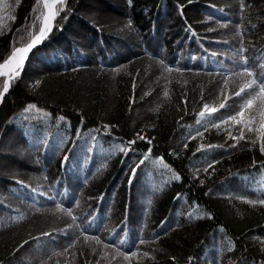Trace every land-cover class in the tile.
I'll use <instances>...</instances> for the list:
<instances>
[{"label": "trees", "instance_id": "obj_1", "mask_svg": "<svg viewBox=\"0 0 264 264\" xmlns=\"http://www.w3.org/2000/svg\"><path fill=\"white\" fill-rule=\"evenodd\" d=\"M3 2L12 6L15 19L0 12L6 25L0 30V59L32 23L35 0ZM99 2L107 12L97 18L89 1L68 0L67 20L57 17L62 27H54L31 53L0 101V155L6 151L2 143L10 140L19 164L0 160V262L128 264L122 256L113 259V249L82 236L68 248L79 235L78 224L104 243L138 251L132 264H260L264 206L247 203L264 199L259 141L253 146L254 135L245 129V139L234 142L227 132L237 136L239 125L205 131L197 114L223 95L226 108L210 114L213 122L239 110L242 101L232 91L240 77L229 72L241 70V56L260 72L264 0H244L243 9L240 0ZM129 20L134 31L126 27ZM146 53L182 71L162 75ZM28 103L51 115L23 113ZM149 148L150 159L133 175L130 168ZM157 157L171 171L154 164ZM57 203L73 209L75 224L54 212ZM141 239L148 243L141 245Z\"/></svg>", "mask_w": 264, "mask_h": 264}, {"label": "snow or ice", "instance_id": "obj_2", "mask_svg": "<svg viewBox=\"0 0 264 264\" xmlns=\"http://www.w3.org/2000/svg\"><path fill=\"white\" fill-rule=\"evenodd\" d=\"M17 3H19V0H16ZM129 4H131V0H128ZM193 0H187V3H192ZM11 5H8L3 2V0H0V12H3L5 15L8 16V19H15L14 16L10 14ZM177 7L182 10L184 8V4H178ZM214 7V5H213ZM240 7L243 9L246 7L244 4V0H240ZM33 16L34 19L30 25H27L24 32V36H21L19 38L13 37V40L11 42L10 46V52L9 54L0 59V78H2V83H0V101L3 100L6 93H8L12 82L15 80L20 79L21 72L25 67V63L29 58L30 53L34 54V50L37 49V46L42 45V43L49 37V34L53 31L54 27L60 28L62 25L57 21V17H60L61 20H67L68 13L72 11L71 8L68 7V0H35V3L33 5ZM65 13L64 16H61V13ZM210 19V18H209ZM38 21V23H37ZM54 22H56L54 24ZM223 26V25H221ZM6 27L3 23V16H0V30H3ZM126 27H128L130 30L134 29L132 28V21L129 20L127 22ZM35 29V30H33ZM211 31V29H209ZM18 43V46H17ZM149 56V59H152L155 61L157 65L160 66V68L163 70L162 75L164 73L171 74L173 71L181 72L182 70L179 68L173 69L171 66L165 63L164 59H157L155 56H152L151 54H147ZM215 55V53H213ZM241 60L244 61V64L241 66V70L236 73L229 72V76L235 75L240 77V83L238 85L237 89H233L232 95L239 98L242 102L239 104L238 111H235L232 115H226V116H220L216 118V122H213V118H211L212 113H216L217 109H224L226 108L225 101L228 100L227 95H223L220 99V102L216 106H211L208 103H204L203 107L198 112V120L197 123L200 122V119H204V129L205 131L209 130L210 128H215L217 130H220L222 125H227L228 127H231L233 125H239V134L237 136H232V132L228 131L227 135L232 137L233 141L238 143L239 141L245 139V129L250 134L254 135V138L251 139V143L253 146L256 145L257 140L259 141V151L261 154H264V62H262L258 67L260 68V72L257 75V73L253 70L252 67H249L247 65V57L241 56ZM123 66H120L122 68ZM120 69H113L112 71H119ZM166 83H167V77ZM36 85L40 84L39 80H36L34 82ZM228 83V80L225 79V84ZM243 93V96L241 95ZM163 95L165 97L169 96L168 88L165 87L163 91ZM159 106H157L158 108ZM230 107V106H229ZM23 113H31L34 112L37 115H43V116H50L51 114L45 109L38 107L34 103H28L23 108ZM25 119L28 117L25 116ZM59 120L63 121L66 118L64 116H59ZM254 125H257V127H254ZM103 130L108 131L110 128V125L104 124L102 125ZM139 137V134H137ZM197 137H202L203 132L199 131L197 129L196 131ZM143 139V137H139ZM192 138V137H189ZM46 143V141H43ZM134 143V140H129L127 142V147H131V145ZM149 143H151L149 141ZM223 145H204L201 144L200 148H212V147H222ZM235 146V144L231 145ZM187 147V145H185ZM116 149L124 152L127 150L125 147H121L120 145L116 146ZM199 151V149H197ZM151 152V148L145 152L144 159H141L139 163L136 165V167L130 168V172L134 175L136 172V169L139 168L141 165L145 163V161L149 160V153ZM68 157L64 156L63 161H67ZM154 164H160L165 169H168L171 171L170 166L165 164L162 157H157L156 160L153 161ZM217 163V161H213L212 164L208 165V168H212V165ZM258 163L257 161L253 160V166ZM261 167L264 168V160L259 162ZM103 167V166H102ZM204 171H207V168L204 169ZM174 179H179V175L173 173ZM44 179H47L44 177ZM131 182V181H129ZM20 184H24V181H18ZM201 183H203V180H201ZM29 187H31L29 185ZM33 192L37 191V188H32ZM179 195V194H178ZM243 199V197H241ZM250 205H262L264 206V199H249L247 201ZM79 201L77 200L74 207H78ZM37 211H40L37 209ZM54 212H63L67 216L72 218L73 224H75L76 216L73 214V209L71 207L64 208L62 204L57 203L55 205ZM205 215H211V213H203ZM17 219H24L23 215L17 217ZM91 219V217H89ZM73 225L66 224V228H70ZM75 227L79 229V235L75 237V239L72 240L71 243H69L68 248H72L76 241L80 239L82 236L84 238V241H92L95 243V245H102L104 249H113L114 256L113 259H115L116 256H122L125 260L128 261V264H132L133 258H139L138 251H122L119 247H117L114 244H108L104 243L101 238L98 235H88L87 230L80 228V225L75 224ZM41 235H47V233H41ZM159 237H157L158 239ZM124 240H121V243H124ZM141 245L148 243L147 241L141 239L139 241ZM261 252L264 253V241L261 242ZM92 252H96L97 249L95 247H92L89 245ZM65 252L67 249L64 250ZM101 256H107L108 253L101 251ZM150 255L149 252H143V257H148ZM172 259H175L173 257ZM189 261L192 259L191 257L188 258ZM2 264V262H0ZM41 264H45V262H41ZM87 264V262H86ZM96 264H99V261L96 262ZM260 264H264V260L260 261Z\"/></svg>", "mask_w": 264, "mask_h": 264}, {"label": "rangeland", "instance_id": "obj_3", "mask_svg": "<svg viewBox=\"0 0 264 264\" xmlns=\"http://www.w3.org/2000/svg\"><path fill=\"white\" fill-rule=\"evenodd\" d=\"M87 1H89V3L92 4L91 5L92 7L91 8L88 7V9L91 11V13L93 15L97 16V18L99 17V15H98L99 12H107V10L105 8H103V6H102L101 2H99V0H87ZM14 145H12L10 140H7V141L2 143V149L6 150V151L2 152V154L0 155V160L6 161V163L7 162L11 163L14 168H18L19 164L16 161H13L16 158L15 156H13L14 151L18 150L17 148L14 147ZM2 161H0V164H2Z\"/></svg>", "mask_w": 264, "mask_h": 264}, {"label": "water", "instance_id": "obj_4", "mask_svg": "<svg viewBox=\"0 0 264 264\" xmlns=\"http://www.w3.org/2000/svg\"><path fill=\"white\" fill-rule=\"evenodd\" d=\"M31 54V53H30Z\"/></svg>", "mask_w": 264, "mask_h": 264}]
</instances>
